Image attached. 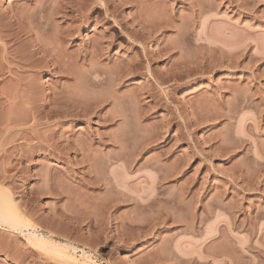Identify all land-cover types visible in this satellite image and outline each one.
<instances>
[{"label":"rangeland","instance_id":"1","mask_svg":"<svg viewBox=\"0 0 264 264\" xmlns=\"http://www.w3.org/2000/svg\"><path fill=\"white\" fill-rule=\"evenodd\" d=\"M66 1L76 0H0V36L15 60L9 67L33 56L26 63L33 72L25 68L22 77L35 82L27 91L32 103L13 99L20 88L0 51V264H264V108L257 101L264 99V0H138L140 9L133 0H104L139 36L159 25L148 31L147 49H178L182 37L190 44L187 53L172 46L155 58V76L182 72L186 60L195 69L205 64L178 85L139 75L112 88H98V74L69 58L61 74L51 48L70 24ZM101 1H76L85 10L69 51L105 29L114 37ZM146 21L154 23L146 28ZM41 41L53 47L41 50ZM115 42L114 58H139ZM235 46L240 57L226 68ZM148 81L152 90H135ZM257 88L262 95L250 100L259 104L245 107Z\"/></svg>","mask_w":264,"mask_h":264},{"label":"bare ground","instance_id":"2","mask_svg":"<svg viewBox=\"0 0 264 264\" xmlns=\"http://www.w3.org/2000/svg\"><path fill=\"white\" fill-rule=\"evenodd\" d=\"M70 1V0H69ZM72 1H74V0H72ZM77 1V0H76ZM74 2V4L72 3V2H70L69 4H70V6L67 4V1H66V3H64V4H66L67 6H69L68 7V13L67 12H65L64 14H65V18H67L68 20L67 21H70V26L68 25L67 26V29H60V31L61 30H63L62 32H63V34H62V32H61V34H62V36L60 37V36H57L56 38H58V40L56 39V41H55V43H57V44H55L54 43V47L53 46H51V43H52V41H51V43H49V45L51 46V47H53V48H51V49H54V50H51L52 51V53H53V55L52 54H50L49 52H51L50 50H46L47 52H45L46 54L48 53V55L50 54V61H51V59L53 58V57H55V59H57V60H60L61 62H62V64L60 65L59 64V67L60 66H62V68L63 67H65V65L64 64H71V63H69V59H71L72 60V62H74V64H79V66L81 65L82 67L83 66H89L88 67V69H90L91 71L93 70L95 73H97L98 74V76H99V79L97 80V81H92L97 87L99 86L100 88H104V86L105 87H108L107 85H113L112 87H114V86H116V87H119L120 86V84H122V86H124L123 85V83L125 84V82L127 81H129V80H131V79H133V78H135L136 76H139V75H144V76H147V78L149 79V77H150V80L151 81H153L152 83H155L154 85H158L159 84V82H164V81H166V82H169V81H173V82H175V84H177L178 85V83H180V82H182L184 79H185V81H187L186 79L187 78H189L190 76H192V74H195L196 73V75H197V72L198 71H200V70H202L203 71V67L201 66V64H202V62L200 63V62H198V63H196L197 65L200 63V66H198L199 68H197V69H195V68H193V67H191L190 65H192L193 63L192 62H190V60H186L188 63L187 64H185L186 62L185 61H182V63L183 62H185L184 64H180L179 65V63L178 62H176V61H174V62H176V63H174V64H176V65H179L180 66V68H182V72H180V73H176V74H172V75H165L164 77H162V76H155V74L152 72V66H151V64H152V62L154 61V59L155 58H158V56L160 55V54H162L163 53V55H164V52L165 53H169V52H171V51H174L175 52V50L177 49H175V46H173V48L175 49H173L172 48V46L170 47L168 44H167V46H165L164 48H162L161 46H157L156 45V47H154V48H152V49H147L146 47H145V45H146V41H148L149 39H150V37L152 36H150V33L152 32V30L153 31H155V30H157V29H160V28H154V27H158L159 25H156V23L155 24H153L154 22L152 21H149V22H151V24H148V22L146 23V25L148 24L149 26L150 25H152L153 24V29H152V27H150L149 29L151 30V32L149 33L148 31H150V30H147L146 29V31H147V36H149V38L147 37V38H144L143 37V34H145V33H143V32H141V36H139V35H137L136 34V31H135V29H127L126 28V25H124V24H121L118 20H117V18L115 17L116 16V12L118 11L116 8V11H115V9H114V11H113V8L114 7H112V11H111V9L109 10L107 7H105L106 5V3H107V0L104 2V0H103V2L104 3H102V1L100 2V3H102L103 4V7H104V11H105V13H104V15H106L110 20H105L104 19V21H105V24H109L108 22H111V23H113V30H116L115 32V34H114V37H112L111 36V34H108V33H106V31H107V29H105L106 31L104 32V31H101L100 33H98V35H96V37L94 38V40L92 41H90V42H85V44L84 45H82V46H80V47H77V49L76 50H71V51H69L70 50V48L72 49V42H74L77 38H76V35L79 33V31H80V29H81V23H82V15H81V9L82 8H84L83 6L80 8V6H81V4L79 3V2ZM100 1V0H99ZM139 2L138 0H133V2L135 3V8H138V9H140V8H142L141 6H142V4H140V5H138V3L137 2ZM194 1V0H193ZM193 1H191L192 3L191 4H196L195 2L193 3ZM84 2V4H85V1H83ZM131 2V1H130ZM132 2V3H133ZM75 3H77V4H75ZM125 3L126 4H128V1L126 2L125 1ZM140 3V2H139ZM79 4V5H78ZM129 4H131V3H129ZM41 5V4H40ZM62 5H63V3H62ZM65 5V6H66ZM83 5V4H82ZM124 5V4H123ZM38 6V5H37ZM36 6V7H37ZM65 6H64V8H65ZM67 6H66V8L64 9V10H66L67 9ZM89 6V5H88ZM100 6H102V5H100ZM140 7V8H139ZM39 8V7H38ZM37 8V9H38ZM133 8V7H132ZM134 8V9H135ZM40 9V8H39ZM57 9V8H56ZM60 9H61V7H60ZM60 9H58V10H60ZM63 9H61L62 11H63ZM90 9V8H89ZM119 9V8H118ZM36 10V9H35ZM58 10H55V11H57L58 12ZM61 10H60V13L58 14L57 12V14H58V16H60V14H61V16L60 17H62V18H64L63 17V12H61ZM84 10H85V8H84ZM102 10V9H101ZM102 10V11H103ZM120 10V9H119ZM42 11V10H41ZM55 11H54V13H55ZM136 11H138V10H136ZM37 12H39V11H37ZM84 12L85 11H83V14H84ZM87 13H86V15L88 14V10L86 11ZM120 12V11H119ZM36 13V12H35ZM56 13L54 14V15H56ZM90 13V12H89ZM21 14V13H20ZM76 14V15H75ZM135 14V13H134ZM133 14V15H134ZM121 15V14H120ZM132 15V16H133ZM24 16V15H23ZM38 16V15H37ZM40 16V15H39ZM57 16V15H56ZM84 16V15H83ZM88 16V15H87ZM117 17H119V15L117 16ZM135 17H139L140 18V15H139V13L137 12L136 13V15L135 16H133L132 17V19H131V21H133V20H135ZM24 18V17H23ZM39 18V17H38ZM86 18V17H85ZM106 18V17H105ZM107 18V19H108ZM122 18H123V16H122ZM139 18H136V21H138L139 20ZM40 19V18H39ZM87 19V18H86ZM138 19V20H137ZM141 19H142V17H141ZM45 20V19H44ZM61 20V22H62V19H60ZM130 20V19H129ZM46 21V20H45ZM64 21V20H63ZM66 21V22H67ZM104 21H103V23H104ZM135 21V24L139 27V24H141V21L142 20H140V23L138 24L137 22ZM46 22H48V21H46ZM66 22H64L65 24H66ZM139 22V21H138ZM63 23V22H62ZM69 23V22H68ZM143 23V22H142ZM64 24V25H65ZM46 25V24H45ZM59 25V24H58ZM58 25H57V27H58ZM86 25V24H85ZM146 25H142V27L143 26H146ZM148 25H147V27L146 28H148ZM60 27V26H59ZM62 27V26H61ZM44 28V27H43ZM84 29H85V31H87L86 29H89L90 27H88L87 25L85 26V27H83ZM45 29V28H44ZM141 29V28H140ZM155 29V30H154ZM142 30V29H141ZM143 30H145V28L143 29ZM142 30V31H143ZM41 31H42V29H41ZM143 33V34H142ZM155 33V32H154ZM61 34H59V35H61ZM154 35V34H153ZM184 36V35H183ZM78 37V36H77ZM152 38V37H151ZM93 39V38H92ZM118 39H120L123 43H126L127 45H129V46H131V48L133 49V50H136V51H139V58L136 60L135 58V60H130V59H133V58H130V56L129 55H127L125 58L124 57H120V56H118V57H116V58H114L113 57V55H111V49H113V48H115V47H117L118 46V44H116V42L115 41H117ZM153 39V38H152ZM152 39H150L151 41H152ZM184 38L182 37L180 40V42H182V44H181V46L179 45V48L177 49V50H179V51H184L186 48V51H184V53L186 52H188L189 51V49H188V47H190V44H189V46L187 45L188 44V42H186V40H183ZM186 39H188L187 37H186ZM5 39H2V37L0 36V51H1V60H3V62H6L7 63V66H6V71H5V73L7 74H11L10 76L12 77H14V78H10V81H11V79H15V81L16 82H14L15 83V87H16V85H17V88L19 87L20 89H19V91L17 92L16 91V93L12 96L13 97V99H16V100H18V102H21V101H19L20 99H24V103L23 104H25L26 105V103H32L33 102V96H30L31 94H29V93H27V91L29 92V90L32 88V84H35V82L34 83H32V81H30V79H28L29 80V82L28 81H26L25 82V80H27V78L26 79H24L23 77H22V75H24V74H22V70L23 69H25V68H27L26 70L28 71V69H32L31 67H33V66H31L30 68H29V66L30 65H33V64H31V62H32V59H31V57H33V56H31V57H23V56H21V57H23V59L22 60H20V58L19 59H17L16 58V60L18 61V60H20L21 61V63H15L16 65H14L15 66V68H11V67H9V65H11L12 64V66H13V63L15 62V60L14 59H12L11 58V56H12V52H10L11 50H10V48H9V46H8V43H7V41H4ZM55 40V39H54ZM53 40V41H54ZM155 40H156V38H155ZM158 40V39H157ZM49 41V42H50ZM71 42L70 43V46H69V48H67L66 46H68V44H67V42ZM88 41V40H87ZM189 41V40H188ZM37 42V41H36ZM45 42V41H44ZM153 42H154V40H153ZM160 42V41H159ZM158 42V43H159ZM162 42V41H161ZM156 43V42H155ZM189 43H191L192 44V42H189ZM36 44V43H35ZM39 44V43H38ZM37 44V45H38ZM41 44H43L42 43V41H41V43H40V48L43 46V45H45V43L41 46ZM53 44V43H52ZM162 44H163V42H162ZM178 44V43H177ZM37 45H35V46H37ZM188 47H187V46ZM193 45V44H192ZM191 45V46H192ZM204 45V44H203ZM34 46V47H35ZM46 46V45H45ZM50 46H48L49 48H50ZM47 46H46V49L48 48ZM176 47H178V46H176ZM204 47H210V45L209 44H207V45H204ZM38 48H39V45H38ZM191 48V47H190ZM213 48V47H212ZM44 50L45 48H41V50ZM210 49H211V47H210ZM214 50H216L217 52L218 51H220V52H223V50L221 49V48H219L218 46H215L214 48H213ZM38 50V49H37ZM40 50V51H41ZM176 50V52H178ZM191 50V49H190ZM235 50V51H234ZM234 50H231L230 51V54H231V56L233 57V61H230V64H228L227 66H226V68H231L232 67V69L234 68L235 69V64L237 63V62H235V60L236 61H238V59H237V57H240V53H241V51H238L239 49H238V47L237 46H235L234 47ZM45 51V50H44ZM34 53H36V52H34ZM39 53V52H38ZM40 53H42V54H44L43 52H40ZM179 53V52H178ZM46 54H44V55H46ZM177 54V53H176ZM41 55V54H40ZM163 55H160V57L161 56H163ZM180 56L181 55H183V53L181 54H179ZM16 56V55H15ZM43 56V55H42ZM53 56V57H52ZM12 57H14V56H12ZM35 57V56H34ZM41 57V56H40ZM44 57V56H43ZM43 57L40 59V58H38V59H40L39 60V62H41V60L43 59ZM46 57V56H45ZM48 57V56H47ZM46 57V58H47ZM52 57V58H51ZM132 57H136V56H132ZM24 58H25V61L26 62H24L23 60H24ZM65 58H69L67 61H66V59ZM28 59L30 60V65H27L28 63L27 62H29L28 61ZM54 58H53V63H54V60H55ZM14 60V61H13ZM35 60H37V59H35ZM57 60H55L56 61V63H57ZM158 60V59H157ZM16 61V62H17ZM43 61V60H42ZM44 61H45V58H44ZM43 61V62H44ZM65 61V62H64ZM200 61H201V59H200ZM1 62V61H0ZM49 62V61H48ZM71 62V61H70ZM155 62H156V60H155ZM155 62H153V63H155ZM234 62H235V64H234ZM27 63V64H26ZM34 63V62H33ZM58 63H60V62H58ZM57 63V64H58ZM64 63V64H63ZM171 63H173V61L171 62ZM190 63H192V64H190ZM195 63V62H194ZM2 64V63H1ZM52 64V63H51ZM190 64V65H189ZM39 65V64H38ZM54 65V64H53ZM56 65V64H55ZM64 65V66H63ZM68 65V66H69ZM73 65V64H72ZM71 65V66H72ZM197 65H195V66H197ZM202 65H205V64H202ZM234 65V66H233ZM67 66V65H66ZM70 66V67H71ZM193 66V65H192ZM59 67H57V68H59ZM168 67H170V69L171 70H169L170 72H172V73H174V72H176V70L179 72V70L178 69H173L174 67H175V65H173V64H170V66H168L167 65V67H166V69L168 68ZM178 67V66H177ZM220 67H222L221 65H220ZM46 68V67H45ZM53 68V67H52ZM55 68V67H54ZM61 68V67H60ZM69 68V67H68ZM34 69H35V67H34ZM66 69V68H65ZM169 69V68H168ZM175 70L174 72H173V70ZM209 69H210V67H209ZM56 70V69H55ZM54 70V71H55ZM70 71H71V68L69 69ZM90 70H88V71H90ZM24 71V70H23ZM59 71V69H57V72ZM31 72H33V69L31 70ZM30 72V73H31ZM60 72H61V74H63L62 72H65V70H64V68H63V70L61 71L60 70ZM59 72V73H60ZM66 72H68V71H66ZM166 72H168L167 70H166ZM23 73H25V72H23ZM29 72H27V74H28ZM74 73V72H73ZM26 74V73H25ZM73 75V74H72ZM113 75V76H112ZM70 77H71V75H69ZM6 77H7V75H6ZM73 77V76H72ZM255 77H257V79H258V76H255ZM77 77H75V79H76ZM6 79V78H5ZM23 79H24V81H23ZM252 79H254V81H255V78H253L252 77ZM251 79V80H252ZM256 79V80H257ZM8 80H9V78H8ZM7 80V81H8ZM190 80V79H189ZM188 80V81H189ZM12 82H13V80H12ZM31 82V83H30ZM149 83V81L145 84V85H143V86H137L136 88H135V90L136 89H138L139 91L140 90H144V89H147V87H150V89L152 90L153 88L152 87H154V86H152V84H151V82H150V84H151V86L148 84ZM170 83V82H169ZM32 86H31V85ZM164 84H166V83H164ZM163 84V85H164ZM109 85V87H111ZM136 85H138V84H136ZM149 85V86H148ZM162 85V84H161ZM31 87V88H30ZM98 87V88H99ZM111 87V88H112ZM144 87H146V88H144ZM17 88H16V90H17ZM30 88V89H29ZM29 89V90H28ZM33 89V88H32ZM31 89V90H32ZM137 90V91H138ZM150 90V91H151ZM252 90V89H251ZM258 90H260V88H257V89H255L252 93H251V95H248V99L250 100H257V99H255L254 97L256 96V95H260L261 94V92L259 93V91ZM138 91V92H139ZM141 91V92H142ZM250 91V90H249ZM31 92V91H30ZM148 92H149V90H148ZM147 92V93H148ZM170 93L171 92H168V93H166V97H167V99L169 100L170 99ZM2 94V93H1ZM26 94H29V96H27ZM139 94V96H141V93L139 92L138 93ZM223 94H225V93H223ZM235 94V93H234ZM248 94H250V92H248ZM4 95V93L2 94V96ZM34 96H35V94H33ZM262 95V94H261ZM225 96V95H224ZM235 96V97H234ZM233 97H234V99H239V96H237V95H234ZM245 96V95H244ZM246 96H247V94H246ZM1 97V96H0ZM27 97H33V98H27ZM122 97H124V96H122ZM237 97V98H236ZM264 96H262V98H263ZM8 98V97H7ZM242 98V97H241ZM257 98V97H256ZM28 99H32V101L30 102V100H28ZM237 99V100H238ZM247 98H245V100H246ZM247 99V100H248ZM27 100L29 101V102H27ZM109 100V99H108ZM166 100V99H165ZM243 100V99H242ZM248 100V101H249ZM250 100V101H251ZM260 100V101H259ZM259 100H257L258 102H260V104L259 103H256L257 105L259 104V108H261V110L264 108V99H259ZM104 101V100H103ZM103 101H101V102H103ZM240 102H241V100H240ZM245 102V101H244ZM244 102H242V105L241 106H243V104H245V103H247V101L244 103ZM253 101H251V103L249 104V102L247 103V104H245L246 106L245 107H247V106H249V105H251V106H253L254 104V102L252 103ZM256 102V101H255ZM0 103H1V101H0ZM22 103V102H21ZM238 103H239V100H238ZM99 104L100 103H98L97 104V108L99 107ZM236 104V103H235ZM241 104V103H240ZM240 104H238V105H240ZM30 105H32V104H30ZM30 105H28V106H30ZM101 105V104H100ZM257 105L255 106V108L257 107ZM237 106V105H236ZM26 108H28V107H26ZM147 108V110L149 109V107H146ZM254 108V107H253ZM259 108L258 109H255L256 111H258L259 110ZM29 109H30V107H29ZM96 109V108H95ZM99 109V108H98ZM33 110V109H32ZM32 110H31V113H32ZM227 110H230V113H232L231 112V108H228ZM260 110V111H261ZM264 110V109H263ZM29 112H30V110H29ZM229 112V111H228ZM259 112V111H258ZM26 113V112H25ZM124 113H125V111L123 112V118L124 117H127V115H125L124 116ZM261 113H262V111H261ZM126 114V113H125ZM33 117H35V116H33ZM14 119V118H13ZM13 119H10V120H13ZM108 120V119H107ZM10 122V121H9ZM140 153V152H139ZM256 161V160H255ZM3 214V213H2ZM1 213H0V220L1 221H5V218H4V216L5 215H2ZM8 221H10L9 219H8ZM14 221V220H13ZM1 223H3V222H1ZM5 223V222H4ZM11 223H14V222H11ZM11 223H7L8 225H11ZM14 226H16V224L14 223V225H11V228L12 229H14L15 227ZM18 226V225H17ZM17 226H16V229H17ZM15 230V229H14ZM27 235L30 237V238H32V239H35V240H37V241H39V242H44V239H43V237L42 236H39V235H37L34 231H32V232H27Z\"/></svg>","mask_w":264,"mask_h":264}]
</instances>
